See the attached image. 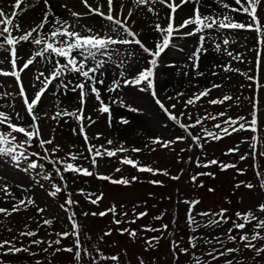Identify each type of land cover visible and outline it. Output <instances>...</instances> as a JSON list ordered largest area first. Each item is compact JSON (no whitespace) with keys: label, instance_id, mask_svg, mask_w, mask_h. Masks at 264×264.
Returning a JSON list of instances; mask_svg holds the SVG:
<instances>
[{"label":"rangeland","instance_id":"rangeland-1","mask_svg":"<svg viewBox=\"0 0 264 264\" xmlns=\"http://www.w3.org/2000/svg\"><path fill=\"white\" fill-rule=\"evenodd\" d=\"M78 4L80 0H75ZM230 2V0H227ZM9 4V2H8ZM207 4L211 5V9L219 12V6L212 3V0H208ZM67 5L68 4H61ZM114 9H118L116 4ZM83 7V6H82ZM161 9V19L159 22L163 25L166 20L163 19L164 11L160 5L155 6ZM217 7L218 9H214ZM5 11H11V4L9 7L3 6ZM73 9L74 7H69ZM194 6L189 8V14L192 12ZM77 9V8H75ZM62 11H66L65 7H61ZM74 10V9H73ZM191 10V12H190ZM69 11V10H68ZM79 12V11H77ZM224 10L221 8L219 13L223 14ZM234 15L237 21L247 20L246 14L241 13H229ZM93 17V18H91ZM81 16L78 23L81 26L91 27L93 30H98L102 34L115 36L116 33L111 30V27L106 21H103L97 16ZM187 16H182L185 18ZM135 23L142 26L143 30L142 40L149 48L155 47V41L158 38V33L154 31V24L157 22V17L148 12L147 6H141L137 9ZM131 18V19H132ZM73 21L72 16L67 18ZM84 34H87L86 32ZM221 34V35H220ZM215 41L209 40L205 47L207 52L202 54L199 60V72H203V76H198L196 71L191 67V61L189 57L192 55L194 49L198 47V36H188L182 46L178 49L168 48L160 58V67L157 69V95L159 100L169 108L174 114H176L181 123L192 124L195 119L200 116L203 117L210 113L216 115L218 113L226 112L228 117L237 118L245 117L249 121L251 120V114L254 111V101L259 105L258 117L259 123L262 127L255 134L260 143L257 144V151H264V85L257 83L264 79V65L262 68H257V33L249 30H236V31H221L215 30L213 33ZM227 37L230 42L229 45L224 46L222 40ZM178 39L177 42H179ZM215 43H220L221 48L219 51L215 49ZM24 54L28 55L29 49L35 51V46L25 44ZM134 52L135 55L129 57L128 53ZM228 52H232L233 56L240 55V59H233L228 55ZM118 53H114L112 60L109 62L108 77L112 80L117 76V69L115 65L121 60H125V67L127 69L126 75L135 73L141 68L147 66V60L150 59L146 54L142 52L138 45L118 46ZM39 59V58H38ZM0 60H4L5 63L0 65V68L4 70H11L10 64L7 62L10 60L8 53L0 51ZM63 63V60H61ZM230 65L231 71H224L223 66ZM216 66V67H214ZM43 65L36 64L35 67L30 66L29 70H25L21 79L25 86L26 93L29 98H32L36 91H38L40 84L35 81L34 73L37 68H41ZM238 70V71H237ZM215 72L216 75L212 73ZM187 73V75H185ZM255 75L256 80H249V76ZM67 79H77V77L68 76ZM36 83V87H32V84ZM108 84V83H107ZM106 84V86H107ZM212 84H220L222 87L213 89L208 97L202 98L197 101L195 106L185 107L184 101L192 97L194 93L203 91L205 88H210ZM102 90V89H101ZM102 99L106 104L111 105L112 117H115V110H121V115L127 118L130 123L127 125L119 123V118L112 119V126L109 127V116L107 113L101 114L97 109L99 108V102L92 95L86 96L85 104V116H91L95 120L94 124L90 127V121L85 119L86 133L89 137L88 144L100 146L105 148L115 149L124 144L129 149L127 152L118 153L114 157L97 158V165L93 167L92 157L87 152V145L83 139V136L79 133V123L70 118L63 117L58 120H52L50 117L54 115L58 110L68 109L73 111L80 108L79 103V90L76 92L68 91L67 95H63V90L55 87L54 84L50 87V90L42 97V102L39 105L38 111L40 113L47 112L48 117H42L40 124L42 126V137L46 139L51 136H55L54 143L47 145L48 151L52 154V149L56 146H60V151L52 154L51 160L67 159L68 153L77 154V159L72 162L76 165L87 168L93 172L92 176H84L73 172H64L62 165L57 164L63 172L64 182L59 181L53 176L50 182H46L45 188L50 192L54 191V186L61 187V191L58 192L54 198L55 203L44 187H41L36 183L37 177L44 178V174H47L50 169V162L48 160L36 158L35 161L43 165V169L34 170L35 176L31 171L26 170V162H22L20 166L11 162L9 159H0V189L4 185L9 187L11 196H6L0 191V207L11 209L13 203H18L19 199H32L35 203L28 204L26 207H21L18 212L12 213L11 216L0 214V241L14 240L17 241V246H28L31 240H43L45 243L40 245V248H48L47 252H43L38 256L42 257L40 261L42 263L37 264H75L73 259L75 253V237L69 236L66 239L61 240L60 245L48 246L47 241H55L59 239L56 234L62 232H71V221L69 216L73 210L75 213V219L80 225L81 244L84 249H87L91 255L85 256L82 252L81 261L79 264H92L95 259L96 264H101L99 260L98 251L100 250V239L98 238V232L103 227H106V223H109L112 219V215H107L105 219L107 222L102 221L98 217L99 215H92V213H100L103 210V206H108L111 201L126 204L129 208L127 216L120 217L114 216V219L122 221L119 225L114 223L113 231L116 227L133 228L134 230H142L143 224L147 227L150 225L151 218H147L149 212H153L154 219L159 218L167 220L169 222L172 218L173 207L177 203V211L182 210L183 204L180 205V201L191 198L193 194H196L195 190L198 189L197 195L200 197H206L207 203H201L196 205L192 210V217L196 221L198 227V239L201 238L200 232H206V235L210 238L216 236L223 240V246L219 243L217 250L222 248H238L239 251L231 256L221 257L219 263L215 261L214 264H225L227 259H232L233 264H264V256L256 257L255 251L245 249L241 243H233L231 241H225L228 234V229L232 228V221L236 219L235 213L246 212L249 209L255 210L257 205L264 202V193L259 191L258 178L256 171L264 173V156L253 157L251 153V137L253 133L251 131H236L229 135L228 142L222 146L216 145L215 142L201 141L203 148L196 146L193 147L192 142L189 140L188 133L179 127L174 121L168 122L170 119L166 117L165 112L159 108L153 102V97L150 92L140 91L134 87H124L117 92L109 93L103 88ZM0 92H10L13 95L8 98H0V105H5L9 102H14L16 111H19L24 116V124H30L31 120L28 116L22 98L19 96V87L14 77L0 76ZM183 92V96H176V93ZM55 93V95L53 94ZM106 93V94H105ZM228 94L233 97L231 101H227L224 104L211 105L208 103L210 99H215ZM174 97L169 100L167 97ZM116 98L118 101H123L125 104L138 109L139 111H129L125 107H121L120 103L113 104L111 98ZM238 98V99H237ZM175 104V109L171 108V105ZM7 111L6 108L0 109ZM185 113L184 116H180V113ZM120 115V116H121ZM189 115L192 117L190 120ZM227 117H221L220 120ZM169 119V120H168ZM220 120H205L204 125H197L195 128H190L189 131L192 135H204V129L209 131L218 132L213 126L219 123ZM135 121L138 123L135 124ZM210 126L212 128H210ZM72 129H76V134H73ZM231 131V130H230ZM97 133L102 134L100 139H96ZM183 136L185 139L176 140V137ZM153 138H159L162 141L175 140V143L170 144L168 148H164L161 144L152 143ZM111 139L112 145H108L107 141ZM247 141V142H245ZM140 148V152H132L131 149ZM238 151L227 154L229 149L237 148ZM183 149V151H182ZM82 153V155H80ZM242 155H247L246 159H241ZM39 157H43V154H39ZM87 157V158H85ZM123 157H130L134 161H138V166H148L161 170L157 174V178L154 179L153 173L140 172L137 168L130 165H121V159ZM54 158V159H53ZM201 164L206 161L216 159L221 163L234 164L236 167L221 170L218 165H212L210 167H197V160ZM119 169V171H116ZM166 170L169 174L163 175L162 172ZM198 173H211L212 175L197 176L196 181L192 180L194 175ZM242 173V174H241ZM98 176H109L111 179L126 178L132 182V177H136L137 181L129 185H115L109 186L108 183H102L97 181ZM178 176L179 179H173L172 177ZM159 181L156 190L152 189L151 182L153 179ZM152 179V180H151ZM250 182L257 187L253 190L241 185V182ZM205 185L201 187L200 185ZM215 189V191L207 192V189ZM65 191H68L70 198L78 203L71 206V210L65 205L67 198ZM211 193V194H210ZM96 204L91 203L92 199L97 196H101ZM245 197L251 198L248 204H242L241 200H245ZM104 201V202H103ZM147 202V204L145 203ZM153 202L156 204L154 205ZM247 202V201H246ZM136 203L138 207L132 209V204ZM113 204V203H112ZM65 205L64 210L61 211L59 206ZM38 208H43L44 212H38ZM226 208L228 212L227 216L231 219L227 223H221L219 225H210L209 220L215 219L213 216H200L199 213L209 212L216 213L220 209ZM239 208L238 211H235ZM145 212L142 218L136 219V214ZM88 213V215H84ZM261 218H264V214L256 213ZM68 216V220H67ZM51 219L52 225H45L43 221ZM135 220V223H129ZM181 221V220H179ZM27 226V228H26ZM184 226L185 223H184ZM11 229V231H8ZM35 230L38 234L34 237H20L19 232ZM245 231L251 233V225L245 229ZM236 232V231H234ZM234 232L232 233L234 235ZM238 233V232H237ZM240 233H238L239 235ZM264 234V233H262ZM200 235V236H199ZM211 237L210 239L216 243ZM174 239L173 233L166 235L164 239L159 238L156 242L147 244L144 248L145 264H161V251L164 248V242L167 244L169 253L174 251V254L178 257V251L175 249L172 241ZM208 242L209 239L203 240ZM121 245L129 244L136 253L140 252L138 245L128 243L127 241H118L115 235L105 236L104 250L115 253L119 259L124 261L121 247L118 248L117 244ZM257 246H264V241H257ZM196 249H190V253L185 258L186 264H197L196 258H200L201 262L205 261V252L201 250V246L195 241ZM73 247V252L61 250V253L56 251L57 248L64 249ZM215 247L217 245L215 244ZM39 248V247H38ZM43 249V250H44ZM247 255H252L254 259L249 261L243 253L248 252ZM3 249L0 250V264H28L24 258V252L15 256L13 254L3 255ZM149 252H153V259L149 257ZM59 254V255H58ZM199 255V256H198ZM235 255V256H234ZM57 258L54 259V257ZM209 258V257H207ZM227 258V259H226ZM9 262H7V261ZM254 262V263H253ZM103 264H112L110 260H104ZM164 264H175L166 262Z\"/></svg>","mask_w":264,"mask_h":264},{"label":"snow or ice","instance_id":"snow-or-ice-1","mask_svg":"<svg viewBox=\"0 0 264 264\" xmlns=\"http://www.w3.org/2000/svg\"><path fill=\"white\" fill-rule=\"evenodd\" d=\"M40 0H36V3H30V0H12L11 11H5L4 8H0V51L8 53L10 60L7 61L10 64V71L0 68V76H11L17 81L19 87V96L23 100L25 110L31 119V123L24 124V116L21 115L19 111H16L14 102H9L5 105H0V109L6 108L5 110H0V159H9L11 162L20 166L22 162H26V170H36L43 169V165L37 163L35 160H31L30 157H38L40 159L48 160L54 166L59 164L62 165L64 172H73L77 174H82L84 176H92L93 172L89 171L87 168L76 165L72 162L77 159V154L68 153L67 159H56L51 160L48 154V149L46 145H52L55 140V136H51L49 139L45 140L42 138V126L40 120L42 117H48V113H40L38 111L39 105L42 102V97L49 91L50 85L55 82V87L63 90V95H67L68 91L76 92L79 90V103L81 107L79 109L69 111L64 108L58 110L50 118L52 120H58L63 117H70L79 123V133L83 136L85 144L87 145V150L89 155L92 157V165L96 167L97 158H103L105 155L107 157H114L118 153L129 151L128 148L124 146L123 143L120 144L118 148L110 149L105 148L103 145L96 146L88 144L89 137L86 133V125L84 123L85 119L90 121V124L95 123V120L91 116H85V104L86 96L92 95L99 102V108L97 109L101 114L107 113L109 116V127L112 126V109L110 104H106L101 98V88L109 93L117 92L124 87H134L140 91L150 92L152 97L156 100L159 107L168 115V118L179 125L188 136L191 138L193 143L203 148V143L208 142L209 138L211 140H220L223 136L230 135L232 132L236 131H251L253 136L251 137V153L253 157L259 155L264 156V151H257V144L260 143L258 137L255 135L257 131L262 127L259 123L258 108L259 105L254 101L253 108L254 111L251 114V120L249 121L245 117L232 118L228 117L226 112L218 113L212 115L210 113L203 117L198 116L195 122L192 124H184L180 122L179 117L174 114L169 108L159 100L157 95V69L160 67V58L162 54L172 46L174 40L177 37L183 36H198V47L194 49L189 60L192 62L191 67L196 71L198 76H203V72H199V60L202 54L207 52L205 47L209 40H215L213 33L215 30H249L257 33V68H262L264 65V0H212V3L217 4L220 8L224 10L223 14L211 10L208 14L202 11V8L207 7L211 9L210 4H205L204 0H131V4L136 8L141 6H147L148 12L152 13L153 16L157 17V22L154 24V31L158 33V38L156 39L155 47L149 48L142 40L143 30L137 31L134 29L133 25L135 21L131 18L134 15V11L131 7L126 9L124 0H118V9L115 10L114 14V0H106L107 11L103 10L104 3L103 0H80V3L87 10L86 13H80L72 9H68L71 16L74 18L73 21L61 18L53 10L49 3V0H42L45 8L42 12V18L38 23L33 22L30 27L25 28L22 26L21 17L24 12L33 9L37 6ZM192 3L194 4L193 12L191 15L179 19L180 12L183 11L184 7ZM156 5L162 6V8L168 11L164 14L163 19L166 20L165 24H161L159 20L161 19V9L156 8ZM61 7L67 8V5H61ZM229 13H241L246 14L247 20L237 21L234 15ZM92 14L101 17L103 21L111 27V30L116 33L115 36L102 34L98 30H93L88 26L79 25L78 21L83 15ZM87 34H84V33ZM232 42L229 38L225 37L222 40L224 46L229 45ZM29 44L35 46V51L29 49L28 55L24 54V45ZM138 45L144 54H146L150 59L147 60V66L141 68L139 71L126 75L127 69L125 67L126 61L121 59L116 65L117 76L114 77L110 83L106 85L108 77V67L109 62L112 60L114 53H118V46H128V45ZM216 51L221 48L220 43H215ZM134 52H129L128 56H134ZM230 57L233 59H240V55L237 54L233 56L232 52H228ZM39 58V59H38ZM63 60V63L61 62ZM4 60H0V65L4 64ZM36 64H41L43 67L37 68L34 73L35 81L40 84L38 91L35 92L32 98L26 93L25 86L21 79V74L25 70H29L30 66L35 67ZM216 67V66H214ZM224 71H231L230 65L223 66ZM238 71V70H237ZM216 75L215 72L212 73ZM187 75V73H185ZM68 76L77 77V79H67ZM249 80H256L255 75L249 76ZM264 85V79L257 81ZM100 86V87H98ZM32 87H36V83L32 84ZM222 87L220 84H212L210 88H205L203 91L194 93L192 97L184 101L185 107L195 106L197 101H200L204 97H208L213 89H218ZM55 95V93H53ZM13 94L10 92H0V98H8ZM183 92L176 93V96H183ZM169 100L174 97H167ZM232 96L225 94L222 97L215 99H210L208 101L211 105L224 104L227 101H231ZM238 99V98H237ZM113 104L120 103L121 107L127 108L129 111H139L130 105L125 104L123 101H118L116 98H111ZM176 105H171L172 109H175ZM180 116H184L185 113H180ZM221 117H227L226 119L220 120ZM190 120L192 117L189 115ZM205 120H220L213 127L218 129V132L209 131L204 129V135H192L189 131L190 128H195L197 125H203ZM119 123L127 125L130 121L125 117L119 118ZM6 129V130H5ZM231 130V131H230ZM73 134H76V129H72ZM22 135L23 140H20L18 136ZM102 134L97 133L96 139H100ZM185 137L178 136L176 140H183ZM34 142H38L39 146L44 149V156L39 157V153L31 152L28 149L33 145ZM247 142V141H245ZM152 143L161 144L162 147L168 148L170 144L175 143V140L162 141L159 138H153ZM108 145H112L113 141L109 139L107 141ZM60 146L56 145L52 149V154L59 152ZM132 152H140L142 149L133 147ZM183 151V149H182ZM238 151L237 148H232L228 150L227 154H231ZM82 155V153L80 154ZM87 158V157H85ZM242 160L247 158V155H242L240 157ZM121 163L125 165H130L137 168L140 172H150L157 174L161 172L159 169H153L148 166H138L139 162L134 161L130 157H123ZM212 165H218L221 170H226L228 168L236 167L234 164L221 163L216 159L206 161L201 164L199 159L197 160V167H210ZM57 175H60V179L63 181L64 176L61 174L60 168H55ZM116 171H119L117 169ZM163 175H168L169 173L164 170ZM242 174V173H241ZM201 175H212L211 173H198L192 177L195 182L197 176ZM256 176L258 178V187L261 193H264V173L259 170L256 171ZM44 178H50L48 174H44ZM101 180H111L113 184H123L128 185L130 181L126 178L121 179H111L109 176H98ZM173 179H179L178 176L172 177ZM136 177H132L134 181ZM151 183H160L159 181H152ZM243 185L249 190H253L257 187L250 182H241V184L236 185L240 187ZM203 186V185H200ZM55 190L50 193V195L55 196L62 189L59 186H54ZM6 196H11V192L7 185H4L0 189ZM210 192L215 191V189H209ZM101 196H97L95 199L91 200V203L96 204ZM35 203L32 199L25 201L24 199H19L18 203H13L11 209L0 207V214H5L11 216L12 213L18 212L20 208L26 207L28 204ZM78 202L73 201L70 197L66 199L65 205L71 210V206ZM192 206L198 205L199 201H189L187 202ZM65 205H61L62 208ZM38 212L43 213V208H38ZM108 212L116 214L115 205L105 212L92 213V215L105 216ZM228 209L222 208L219 212L209 213L202 212L198 215L200 216H213L215 219L208 221L210 225H219L221 223H227L231 217L227 216L226 213ZM259 212L264 214V202L257 205L256 209H249L246 212L235 213L236 219L232 221V228L228 229L227 239L233 243H241L245 249H250L255 251L256 257L264 256V246H257V241H264V218L258 216L256 213ZM88 215V213H84ZM122 215L127 216V213ZM147 213L141 212L136 214V219L142 218ZM190 223L195 224L196 221L193 219L191 213L188 217ZM71 221V232L57 233L56 235L60 237L55 241H47L48 246L52 247L55 245H60L62 239H66L69 236L75 237V253L73 259L79 264L82 257V252L85 256L91 255L87 249H84L81 244V233L80 225L75 219V213L73 212L69 216ZM115 224L119 225L122 223L119 219H114ZM53 221L51 219H46L43 224L51 226ZM129 223H135V220ZM251 225V233L245 231ZM165 229L167 226H163ZM27 228V226H26ZM146 231H156L155 228H145ZM11 231V229H8ZM121 233L128 232L130 237L135 238L137 236L136 230L132 229H121ZM236 231L240 233L238 236L232 233ZM38 233L35 230L21 231L19 232L20 237H34ZM105 236L111 235V229L104 233ZM102 239V237H101ZM158 240L159 238H152ZM152 239L147 240L146 243L151 245ZM217 243L223 246V240L220 238H213ZM196 237L193 236L190 239V246L192 248L196 247L195 244ZM17 241L14 240H4L0 241V249H3L4 255L8 254H19L22 252L30 253L31 245H40L45 243L43 240H31L28 247L17 246ZM212 243V241H208ZM179 247V245H177ZM47 248L44 249L47 252ZM67 251L69 253L73 252V247H68L64 249L57 248L56 251ZM99 253V250H97ZM180 251L187 254L188 249L180 248ZM238 248H222V250H217L213 247L211 251L207 253V256L211 261H216L221 257L231 256L233 253H237ZM35 255L34 253H30ZM99 258L101 260H111L113 262L118 261L119 257L116 255L105 256L99 253ZM92 264H96L95 259H93ZM197 264H208L207 261L201 262L197 260ZM225 264H233L232 259H227Z\"/></svg>","mask_w":264,"mask_h":264},{"label":"bare ground","instance_id":"bare-ground-1","mask_svg":"<svg viewBox=\"0 0 264 264\" xmlns=\"http://www.w3.org/2000/svg\"><path fill=\"white\" fill-rule=\"evenodd\" d=\"M5 1L6 0H0V8H1V5H5V3H6ZM8 1L12 4V0H8ZM115 1H118V0H115ZM207 2H208V0H204L205 4H207ZM30 3H36V1L35 0H30ZM49 3L52 6V10L58 16H60L61 18H64V19H67L68 16H71L70 12L68 11L69 7H74L73 8L74 11H80L81 12L80 8H82V10H84L83 13H86V11H87L85 8L82 7V4H78L75 0H49ZM103 3H104L103 10H105V8H107L106 7V0H104ZM61 4H68L69 5L66 8L67 9L66 11H62L61 10ZM124 4H125L126 9L128 7H131L133 9V11H134V15L133 16H136L138 8L134 7V5L131 4V0H125ZM8 6H9V4H8ZM44 8H45V6H44L42 0H40V2L37 4V6L35 8L24 12L22 17H21L22 26L27 28V27H30L33 22L38 23L39 20L42 18L41 14L44 11ZM75 8H77V9H75ZM189 8H190L189 6H185L183 11L180 12L179 18L182 17V16H186V14L189 13ZM216 9H218V8H216ZM202 11H206V9L202 8ZM190 12H191V10H190ZM190 14H192V12ZM133 20H135V18H133ZM136 27L137 28H135V29L137 31L141 30V28H142V26L140 24H137V22H136ZM181 43H184V42H181ZM136 123H138V122L135 121V124Z\"/></svg>","mask_w":264,"mask_h":264}]
</instances>
